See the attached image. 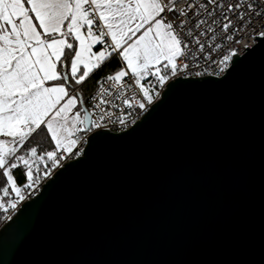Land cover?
<instances>
[{"label": "water", "instance_id": "obj_1", "mask_svg": "<svg viewBox=\"0 0 264 264\" xmlns=\"http://www.w3.org/2000/svg\"><path fill=\"white\" fill-rule=\"evenodd\" d=\"M169 85L2 225L0 264H264V37Z\"/></svg>", "mask_w": 264, "mask_h": 264}, {"label": "snow or ice", "instance_id": "obj_2", "mask_svg": "<svg viewBox=\"0 0 264 264\" xmlns=\"http://www.w3.org/2000/svg\"><path fill=\"white\" fill-rule=\"evenodd\" d=\"M180 4L0 0V212L15 211L64 161L82 155L88 133L113 117L121 126L135 124L161 89L171 90L173 78L205 75L207 69L190 71L199 68L198 59L224 73L237 50L230 48L216 61L213 49L221 45H210L205 56L202 37L211 33L215 39L219 28L244 47L243 33L249 41L264 37L261 0ZM114 57L117 70L97 80L95 103L86 106L84 85Z\"/></svg>", "mask_w": 264, "mask_h": 264}, {"label": "built area", "instance_id": "obj_3", "mask_svg": "<svg viewBox=\"0 0 264 264\" xmlns=\"http://www.w3.org/2000/svg\"><path fill=\"white\" fill-rule=\"evenodd\" d=\"M221 2H223V3H232V2H234V0H221ZM261 3H264V0H261ZM180 6H184V0H181V4H180ZM213 27L216 28V25H213ZM256 27L259 28V27H260V24H256ZM212 35H213V34L209 33L208 36H206V37H202L201 39H202L203 41L206 42L205 56H206L207 53H208V50H209V46H210V45H215V44H220V45H221V47H220L219 50L213 49V56H214V58H215L216 61H219V59H221V54H222V53H223V54H226L230 48H235V49L237 50V55H239V56L244 55L249 49L253 48V47L257 44L258 39L261 38V37L257 36L254 40L249 41V40L247 39V35H248V34H247V33H243V35H244V37H245L243 43H245V44L248 45L247 47H244L243 44L238 45V44H235L233 41H228V40L226 39V35L223 34L222 32H220L219 28H217V30H216V33H215V39H211ZM232 35H233L234 37H236V38H239V35H240V34H237V33L233 32ZM232 60H233V59H232ZM196 62H197V61H193L192 64H195ZM231 62H232V61L229 62V65H228V68L226 69V71H225L224 73H220L219 70H218V66H217V64H213L210 60H208V59H206V58H200V59H198L199 68H194V67H193V68H190V71H204L205 69H207V72L205 73V75H202V76H199V77H203V76H212V77L220 78V77H223V76L226 74L227 70L229 69V67H230V65H231ZM208 73H211V74L209 75ZM178 77H183V78H195L196 76H194V75H193V76H185L183 73H181ZM178 77H176V78H178ZM176 78H173L172 80H174V79H176ZM172 80H171V81H172ZM169 82H170V81H169ZM165 88H166V87H165ZM165 88H164V89H165ZM97 89H98V85H97V86L95 87V89L92 91V93H91V95H90V97H89V99H88V106H90V104H92V103H95V101H91V96H92V95H95ZM164 89H161V90H160L161 93L164 91ZM157 99H158V98H157ZM157 99H156V100H157ZM156 100H155V101H156ZM151 106H152V105L149 106L148 111H149V109H150ZM105 107L107 108V106H105ZM109 110H110V111H115L116 114L119 115V111H118V110H114V109H109ZM148 111H147V112H148ZM147 112L141 113V114L139 115V117L136 118V123H137L138 121H140V120L143 118V116H144ZM98 116H99V112L97 111L96 114H95V116H94V118H98ZM113 121H115V117H113V118H112V121H109L105 127H102V128H99V129H94L92 132L97 131V130H101V129H107V130H110L111 132H114V133H120V132H124V131L128 130L129 128H131L133 125L136 124V123H135V124L128 123L126 126H121L118 122H113ZM92 132H91V133H92ZM91 133H88V134L85 136V142L82 144L83 152H84V149H85V147H86V145H87V143H88V137H89V135H90ZM80 156H81V155H80ZM80 156H78V157H73V158H71V159H68V160L64 161L63 165H64L66 162H68V161H72V160H75V159L79 158ZM57 170H58V169H56V170L53 172L52 176L54 175V173H55ZM52 176H51V177H52ZM51 177H49V178L46 179V180H43L42 183H41V185H40V187H39V188H38V189H37V190H36V191H35V192H34V193H33L28 199H26L25 201H28V200H30V199L36 197V196L41 192L43 185H44V184L47 182V180H49ZM25 201L21 202V204L18 206V208H17L15 211H11V210H10L9 213H3V224H5L7 221H9V220L6 219L5 217H6L7 215H11V216L13 217V216L16 214V212L18 211V209L20 208V206H21Z\"/></svg>", "mask_w": 264, "mask_h": 264}, {"label": "trees", "instance_id": "obj_4", "mask_svg": "<svg viewBox=\"0 0 264 264\" xmlns=\"http://www.w3.org/2000/svg\"><path fill=\"white\" fill-rule=\"evenodd\" d=\"M118 67V61L117 58H113V61L110 64H106L101 71L97 72L96 74H94L89 80H88V85L87 87H85L86 89L89 90V92H84V97L86 100V106H88V99L92 93V91L90 92L91 88L89 89L90 86H97V80L100 79V77L104 76L105 74H110L112 71L117 70ZM41 137L37 136L35 140L32 141L33 144L36 143L37 140H40ZM3 225V212H0V228Z\"/></svg>", "mask_w": 264, "mask_h": 264}, {"label": "crops", "instance_id": "obj_5", "mask_svg": "<svg viewBox=\"0 0 264 264\" xmlns=\"http://www.w3.org/2000/svg\"><path fill=\"white\" fill-rule=\"evenodd\" d=\"M94 50H96V49H94ZM88 82V81H87ZM86 82V84L84 85V87H83V92H89V90L88 89H86L85 87H87V85H88V83ZM91 88V90H90V92L92 91V90H94L95 89V86L93 87V86H90L89 87V89Z\"/></svg>", "mask_w": 264, "mask_h": 264}]
</instances>
